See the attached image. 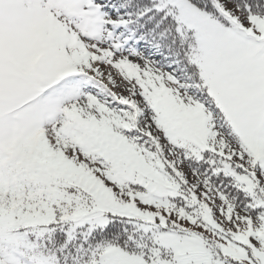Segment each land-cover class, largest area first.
Segmentation results:
<instances>
[{"label": "snow or ice", "instance_id": "obj_1", "mask_svg": "<svg viewBox=\"0 0 264 264\" xmlns=\"http://www.w3.org/2000/svg\"><path fill=\"white\" fill-rule=\"evenodd\" d=\"M0 264H264V0H0Z\"/></svg>", "mask_w": 264, "mask_h": 264}]
</instances>
